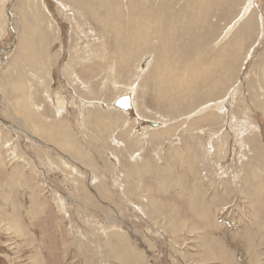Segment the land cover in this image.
Wrapping results in <instances>:
<instances>
[{
  "label": "rangeland",
  "instance_id": "obj_1",
  "mask_svg": "<svg viewBox=\"0 0 264 264\" xmlns=\"http://www.w3.org/2000/svg\"><path fill=\"white\" fill-rule=\"evenodd\" d=\"M104 1L0 0V264H264V0Z\"/></svg>",
  "mask_w": 264,
  "mask_h": 264
},
{
  "label": "bare ground",
  "instance_id": "obj_2",
  "mask_svg": "<svg viewBox=\"0 0 264 264\" xmlns=\"http://www.w3.org/2000/svg\"><path fill=\"white\" fill-rule=\"evenodd\" d=\"M48 1H49V0H47V2H48ZM55 1H56V0H55ZM103 1H104V0H103ZM107 1H108V0H107ZM111 1H112V0H111ZM117 1H119V0H117ZM162 1H163V0H162ZM165 1H167V0H165ZM174 1H175V0H174ZM177 1H179V0H177ZM249 1H250V0H249ZM81 2H82V1H81ZM81 2H80V3H81ZM104 2H105V1H104ZM104 2H103V3H104ZM137 2H138V1H137ZM149 2H150V1H149ZM153 2H154V1H153ZM233 2H234V1H233ZM49 3H50V2H49ZM49 3H47V4L49 5ZM57 3H58V2H57ZM90 3H92V2H90ZM103 3H102V4H103ZM106 3H107V2H106ZM156 3H157V2H156ZM163 3H164V2H163ZM184 3H185V2H184ZM211 3H212V2H211ZM228 3H229V2H228ZM234 3H236V2H234ZM55 4H56V3H55ZM55 4H54V5H55ZM81 4H82V3H81ZM102 4H101V5H102ZM139 4H140V3H139ZM151 4H153V3H151ZM165 4H166V3H165ZM168 4H169V3H168ZM192 4H193V3H192ZM216 4L219 6L218 3H212L211 6H212V5H216ZM220 4H221V3H220ZM247 4H249V3H247ZM51 5H52V4H50V7H52ZM62 5H63V4H62ZM83 5H84V4H83ZM106 5H107V4H106ZM116 5H117V4H116ZM147 5H148V4H147ZM155 5H156V4H155ZM157 5H158V4H157ZM161 5H162V3H161ZM190 5H191V4H190ZM217 5H216V6H217ZM224 5H225V4H224ZM102 6H104V5H102ZM151 6H152V5H151ZM228 6H229V5H228ZM250 6H251V4H250ZM42 7H43V6H42ZM50 7H47V8H50ZM64 7H65V6H64ZM81 7H82V5H81ZM105 7H106V6H105ZM108 7H109V6H108ZM155 7H156V6H155ZM158 7H160V6H158ZM165 7H166V6H165ZM168 7H169V6H168ZM170 7H172V4H171ZM79 8H80V7H79ZM79 8H78V9H79ZM83 8H85V6H84ZM87 8H88V6H87ZM91 8H92V5H91ZM96 8H97V7H96ZM138 8H139V7H138ZM173 8H174V6H173ZM182 8H184V6H183ZM189 8H190V7H189ZM194 8H195V7H194ZM227 8H229V7H227ZM247 8H248V7H247ZM50 9H51V8H50ZM52 9H53V8H52ZM97 9H98V8H97ZM97 9H96L95 11H97ZM99 9H100V8H99ZM105 9H106V8H105ZM151 9H152V8H151ZM156 9H157V8H156ZM160 9H161V7H160ZM170 9H172V8H170ZM170 9H169V10H170ZM210 9H211V8H210ZM219 9H220V8H219ZM225 9H226V7H225ZM241 9H243V8H241ZM74 10H75V9H74ZM79 10L81 11V9H79ZM107 10H108V9H107ZM164 10H165V9H164ZM247 10H248V9H246V11H247ZM50 11H52V10H50ZM64 11H65V10H64ZM75 11H76V10H75ZM89 11H90V9H89ZM93 11H94V10H93ZM143 11H144V10H143ZM184 11L187 12V9H185ZM246 11H245V12H246ZM253 11H254V10H253ZM76 12H78V11H76ZM84 12H86V9H85ZM120 12H121V10H120ZM156 12H157V10H156ZM175 12H176V11H175ZM175 12H173V13H171V14H174ZM178 12H179V11H178ZM182 12H183V10H182ZM211 12H212V10H211ZM222 12H223V11H222ZM245 12H244V13H245ZM247 12H248V11H247ZM254 12H255V11H254ZM43 13H44V12H43ZM87 13H88V12H87ZM105 13H106V11H105ZM149 13H150V12H149ZM153 13H154V12H153ZM241 13H242V12H241ZM39 14H40V13H39ZM93 14H94V13H93ZM97 14H98L97 17H98V19H99L100 14H99V13H97ZM110 14H111V13H110ZM120 14H121V13H120ZM141 14H142V13H141ZM157 14H158V12H157ZM187 14H188V13H187ZM246 14H247V13H246ZM249 14H250V13H249ZM14 15H15V14H14ZM43 15H44V14H43ZM73 15H74V14H73ZM102 15H103V14H102ZM117 15H118V14H117ZM137 15H138V14H137ZM180 15H182V14H180ZM188 15H191V14L189 13ZM206 15H207V14H206ZM206 15H205V16H206ZM240 15H241V14H240ZM242 15H243V14H242ZM251 15H252V14H251ZM75 16H76V14H75ZM87 16H88V15H87ZM103 16H106V14L103 15ZM119 16H120V15H119ZM126 16H127V15H126ZM173 16H174V15H173ZM43 17H44V16H43ZM45 17H46V16H45ZM80 17H82V13H81ZM123 17H124V16H123ZM152 17H154V16H152ZM167 17H168V16H167ZM177 17H178V16H177ZM186 17H187V16H186ZM207 17H208V16H207ZM254 17H255V16H254ZM254 17L252 16L251 18L247 19V21L244 23V27H245L244 30L249 31V29L254 28L253 26H254V24H255V19H256V18H254ZM69 18H72V17H69ZM78 18H79V17H78ZM85 18H86V17H85ZM85 18H84V19H85ZM92 18L94 19L95 17H92ZM169 18H170V17H169ZM208 18H209V17H208ZM235 18H236V17H235ZM235 18H234V20L236 21ZM246 18H247V17H246ZM41 19H42V17H41ZM74 19H75V17H74ZM103 19H105V18L103 17ZM116 19H117V18H116ZM129 19H130V18H129ZM163 19H164V18H163ZM173 19H174V18H173ZM209 19H210V18H209ZM209 19H207V20L209 21ZM217 19L219 20V18H217ZM217 19H216V20H217ZM259 19H260V18H259ZM261 19H262V18H261ZM71 20H72V19H71ZM75 20H76V19H75ZM178 20H180V19H178ZM191 20H192V19H191ZM199 20H200V19H199ZM199 20H198V21H199ZM234 20H233V22H234ZM238 20H239V19H238ZM238 20H237V21H238ZM245 20H246V19H245ZM262 20H263V19H262ZM46 21H48V20L46 19ZM67 21H69V20H67ZM73 21H74V20H73ZM73 21H72V24H71V25H74V24H73ZM77 21H78V20H76V22H77ZM94 21H95V20H94ZM110 21H111V19H110ZM124 21H125V20H124ZM170 21H171V20H170ZM70 22H71V21H70ZM76 22H75V23H76ZM79 22H80V21H79ZM105 22H106V21H105ZM119 22H120V21H119ZM121 22H122V21H121ZM130 22H132V21H130ZM172 22H173V21H172ZM181 22H182V21H181ZM183 22H185V20H184ZM58 23H59V22H58ZM97 23H98V22H97ZM99 23H100V22H99ZM141 23H142V22H141ZM169 23H170V22H169ZM205 23H206V21H205ZM260 23H261V22H260ZM61 24H62V23H61ZM83 24H85V23H83ZM100 24H101V23H100ZM100 24H99V25H100ZM104 24H105V23H104ZM164 24H165V23H164ZM164 24H163V25H164ZM185 24H186V23H185ZM187 24H188V23H187ZM239 24H240V23H239ZM262 24H263V23H262ZM49 25H50V24H49ZM69 25H70V24H69ZM71 25H70V26H71ZM77 25H78V24H76V26H77ZM79 25H81V22H80ZM79 25H78V26H79ZM105 25H106V24H105ZM130 25L132 26V24H130ZM130 25H129L128 27H131ZM133 25H134V24H133ZM152 25H153V24H152ZM163 25H162V26H163ZM197 25H198V24H197ZM201 25H202V24H201ZM236 25H237V24H236ZM41 26H42V25H41ZM70 26H69V27H70ZM82 26H83V25H82ZM85 26H86V25H85ZM116 26H117V25H116ZM126 26H127V23H126ZM165 26H166V25H165ZM175 26H176V25H175ZM212 26H213V25H212ZM72 27H73V26H72ZM83 27H84V26H83ZM123 27H125V26H123ZM133 27H134V26H133ZM150 27H151V26H149V29H150ZM156 27H158V26H156ZM196 27H197V26H196ZM242 27H243V26H242ZM171 28H172V27H171ZM194 28H195V27H194ZM194 28H192V30H193ZM200 28H201V27H200ZM204 28H205V26H204ZM240 28H241V27H240ZM49 29H50V28H49ZM72 29H73V28H72ZM90 29H92V27H91ZM112 29H113V28H112ZM112 29H111V30H112ZM131 29H132V27H131ZM133 29H134V28H133ZM186 29H187V27H186ZM197 29H198V28H197ZM73 30H74V29H73ZM76 30H78V29L75 28V31H76ZM85 30H86V29H85ZM111 30H110V31H111ZM127 30H128V29H127ZM183 30H184V28H183ZM242 30H243V29H242ZM242 30L240 31V40H243V38H242ZM252 30H253V29H252ZM51 31H54V32H55V30H53V29H51ZM58 31H59V28H58ZM83 31H84V30H83ZM132 31H133V30H132ZM159 31H160V30H159ZM189 31H190V30H189ZM198 31H199V29H198ZM236 31H237V30H236ZM60 32H61V31H60ZM76 32H78V31H76ZM84 32H85V31H84ZM87 32H88V31H87ZM92 32H94V30H93ZM125 32H126V31H125ZM151 32H152V31H151ZM157 32H158V31H157ZM161 32H162V31H161ZM163 32H165V31H163ZM193 32L195 33L196 31H193ZM229 32H230V31H229ZM56 33H58V32H56ZM63 33H64V31H63ZM63 33H61V34H63ZM79 33H81V32H79ZM85 33H86V32H85ZM88 33H89V32H88ZM95 33H98V31H95ZM137 33H138V32H137ZM67 34H68V33H67ZM89 34H90V33H89ZM133 34H134V33H133ZM162 34H163V33H162ZM188 34H189V33H188ZM192 34H193V33H192ZM85 35H86V34H85ZM95 35H97V34H95ZM99 35H100V34H99ZM131 35H132V33H131ZM183 35H184V34H183ZM196 35H197V34H196ZM196 35H195V36H196ZM42 36H43V35H42ZM88 36H89V35H87V39L89 38ZM126 36H127V34H126ZM128 36H129V35H128ZM128 36H127V37H128ZM157 36H158V35H157ZM197 36H198V35H197ZM84 37H85V36H84ZM93 37H94V36H93ZM95 37H96V36H95ZM104 37H105V35H104ZM154 37H155V36H154ZM161 37H162V36H161ZM182 37H183V36H182ZM191 37H193V36H191ZM91 38H92V37H91ZM106 38H107V37H106ZM135 38H136V36H135ZM135 38H134V39H135ZM162 38H163V37H162ZM177 38H178V36H177ZM197 38H198V37H197ZM245 38H246V36H245ZM99 39H100V38H99ZM130 39H131V37H130ZM130 39H129V40H130ZM138 39H139V37H138ZM172 39H175V38H172ZM185 39H186V38H185ZM194 39H195V38H193V41H194ZM56 40H57V39H56ZM58 40H59V39H58ZM93 40H94V39H93ZM131 40H132V39H131ZM162 40H163V39H162ZM168 40H169V39H168ZM186 40H187V39H186ZM189 40H190V39H189ZM196 40H197V39H196ZM225 40H226V39H225ZM49 41H50V40H49ZM132 41H133V40H132ZM132 41H130V42H132ZM139 41H140V40H139ZM160 41H161V40H160ZM51 42H52V41H51ZM57 42H58V41H57ZM101 42L103 43V41H101ZM110 42H111V41H110ZM157 42H158V41H156L155 43H157ZM188 42H189V41H188ZM188 42H187V43H188ZM206 42H207V41H206ZM115 43H116V42H115ZM127 43H129V42L127 41L126 44H127ZM139 43H140V42H139ZM159 43H160V42H159ZM180 43H181V42H180ZM183 43H184V42H183ZM183 43H182V44H183ZM119 44H121V42H120ZM126 44H125V45H126ZM140 44H141V43H140ZM151 44L153 45V42H152ZM225 44H226V43H225ZM94 45H95V44H94ZM121 45H122V44H121ZM125 45H124V46H125ZM170 45H171V44H170ZM231 45H232V44H231ZM243 45H244V43H243ZM89 46H91V45L89 44ZM95 46H96V45H95ZM103 46H104V45H103ZM116 46H117V45H116ZM124 46H122V47H124ZM86 47H87V46H86ZM104 47H105V46H104ZM108 47H109V46H108ZM125 47H126V46H125ZM136 47H137V46H136ZM155 47H156V45H155ZM155 47H154V48H155ZM179 47H180V45L178 46V48H179ZM194 47H195V46H194ZM84 48H85V47H84ZM90 48H91V47H90ZM178 48H177V49H178ZM85 49H86V48H85ZM87 49H88V48H87ZM91 49H92V48H91ZM123 49H124V48H123ZM165 49H166V48H165ZM185 49H187V48H185ZM211 49H212V48H211ZM30 50H31V49H30ZM52 50H53V49H52ZM106 50H107V49H106ZM142 50H143V49H142ZM172 50L174 51V49H172ZM175 50H176V49H175ZM26 51H27V54H25V55L27 56V59H28V60H32V59H34L33 53H29L28 49H27ZM88 51H89V50H88ZM88 51H87V53H88ZM90 51H91V50H90ZM93 51H94V50H93ZM99 51H101V49H100ZM111 51H112V50H111ZM183 51H184V49H183ZM187 51H188V50H187ZM83 52H84V51H83ZM85 52H86V50H85ZM114 52H115V51H114ZM114 52H112V53H114ZM174 52H175V51H174ZM174 52H171V54L174 53ZM218 52H219V51H218ZM100 53H102V52H100ZM106 53H108V52H106ZM124 53H125V51H124ZM165 53H166V51H165ZM182 53H183V52H182ZM186 53H187V52H186ZM210 53H211V51H210ZM213 53H214V52H213ZM213 53H212V54H213ZM241 53H242V52H241ZM31 54H32V55H31ZM92 54H94V52H92ZM92 54H91V55H92ZM84 55H85V54H84ZM88 55H89V54H88ZM103 55H104V54H103ZM173 55H174V54H173ZM184 55H185V54H184ZM187 55H188V53H187ZM231 55H232V54H231ZM62 56H63V55H62ZM92 56H93V55H92ZM95 56H96V55H95ZM104 56H105V55H104ZM111 56H112V55H111ZM149 56H150V55H149ZM204 56H205V55H204ZM236 56H237V55H236ZM63 57H64V56H63ZM71 57H72V56H71ZM81 57H84V58H83V60H84V59H86L85 57H87V56H83V54L81 53ZM113 57H114V55H113ZM135 57H136V56H135ZM147 57H148V56H146L145 59H143L144 64H145V65H144L145 67H146V64L148 63L146 60H148V59L150 60V59H151V56L148 57V58H147ZM152 57H153V56H152ZM178 57H179V56H178ZM178 57H177V58H178ZM217 57H218V56H217ZM239 57H240V56H239ZM65 58H66V56H65ZM146 58H147V59H146ZM202 58H203V57H202ZM87 59H89V58H87ZM92 59H93V58H92ZM152 59H153V58H152ZM193 59H194V58H193ZM204 59H205V58H204ZM233 59H234V58H233ZM98 60H99V59H98ZM114 60H115V59H114ZM114 60H113V61H114ZM149 60H148V61H149ZM79 61H80V60H79ZM84 61H85V60H84ZM87 61H88V60H87ZM95 61H97V60H95ZM143 61H142V63H143ZM219 61H220V60H219ZM227 61H228V58H227ZM115 62H116V61H115ZM146 62H147V63H146ZM223 62H224V61H223ZM101 63H102V62H101ZM142 63H141V64H142ZM228 63H229V61H228ZM63 64H64V61H63ZM115 64H116V63H115ZM115 64H114V65H115ZM33 65H34V64H33ZM60 65H61V64H60ZM66 65H67V64H66ZM78 65H79V64H78ZM147 65H149V64H147ZM227 65H228V64H227ZM230 65H231V64H230ZM79 66H80V65H79ZM108 66H109V65H108ZM144 66H142V67H144ZM199 66H200V65H199ZM223 66H224V65H223ZM223 66H222V67H223ZM231 66H232V65H231ZM65 67H66V66H65ZM100 67H102V66H100ZM116 67H117V66H116ZM204 67H205V66H204ZM219 67H220V66H219ZM227 67H228V66H227ZM227 67H226V68H227ZM68 68H69V66H68ZM146 68L148 69V67H146ZM146 68H145V69H146ZM177 68H179V67H177ZM229 68H230V67H229ZM65 69H66V68H65ZM111 69H112V68H111ZM111 69H110V70H111ZM140 69H141V68H140ZM230 69H231V68H230ZM42 70H43V69H41V72H42ZM58 70H59V69H58ZM116 70H117V69H116ZM143 70H144V69H143ZM143 70H142V71H143ZM213 70H214V69H213ZM45 71H46V70H45ZM45 71H44V72H45ZM60 71H61V70H60ZM60 71H59V72H60ZM76 71H77V70H76ZM79 71H80V70H79ZM144 71H146V70H144ZM178 71H179V70H178ZM223 71H224V70H223ZM227 72H228V71H227ZM57 73H58V72H57ZM61 73H62V72H61ZM201 73H202V72H201ZM63 74H64V73H63ZM66 74H67V73H66ZM68 74H69V73H68ZM73 74H74V73H73ZM113 74H116V73H113ZM47 75H48V74H47ZM64 75H65V74H64ZM69 75H70V74H69ZM80 75H81V74H80ZM107 75H108V74H107ZM73 76H74V75H73ZM73 76H72V77H73ZM117 76H118V75H117ZM229 77H230V76H229ZM242 77H243V76H242ZM75 78H76V75H75ZM77 78H78V77H77ZM79 78H80V77H79ZM117 78H118V77H117ZM103 79H104V78H103ZM7 80H8V79H7ZM17 80H18V79H17ZM59 80H60V79H59ZM18 81H19V80H18ZM20 81H21V80H20ZM27 81H28V80H27ZM60 81H62V80H60ZM81 81H82V80H81ZM116 81H118V79H117ZM116 81H115V82H116ZM21 82H22V81H21ZM24 82H25V81H24ZM68 82H69V81H68ZM86 82L89 83L90 81H86ZM118 82H121V81H118ZM18 83H19V82H18ZM18 83H17V84H18ZM77 83H78V81H77ZM83 83H85V81H84ZM108 83H109V82H108ZM67 84H69V83H67ZM70 84H71V82H70ZM70 84H69V85H70ZM89 84H90V83H89ZM91 84H92V82H91ZM104 84H106V83L104 82ZM104 84H103V85H104ZM131 84H132V83H131ZM225 84H226V82H223L222 80H218V81H216V82H213V83H211V85H209V88L205 89L206 91H208L207 93H206L205 91H204V92H201V93L199 92V94L194 93L193 96H192V98H190L189 101L192 102V103H193L194 101L196 102L197 100H199V98H201V96H203V95H205V94H209V96L212 95V96H214V97H215V96L217 97V94L221 91L220 89H222L221 87H223ZM56 85H57V84H56ZM69 85H68V86H69ZM75 85H76V84H75ZM79 85H80V84H79ZM108 85H109V84H108ZM108 85H107V86H108ZM126 85H127V84H126ZM135 85H136V84H135ZM17 86H18V85H17ZM66 86H67V85H66ZM76 86H78V85H76ZM80 86H81V85H80ZM111 86H112V84H111ZM116 86H117V85H116ZM12 87H13V86H12ZM50 87H51V86H50ZM55 87H56V86H55ZM61 87H63V85H62ZM61 87H58V88L61 89ZM71 87H72V85H71ZM99 87H100V86H99ZM112 87H113V86H112ZM241 87H242V86H241ZM67 88H68V87H67ZM101 88H102V86H101ZM117 88H118V87H117ZM56 89H57V88H56ZM56 89H55V90H56ZM73 89H74V88H73ZM75 89H76V88H75ZM78 89H80V88H78ZM89 89H91V88H89ZM111 89H112V88H111ZM115 89H116V88H114V90H115ZM120 89H121V88H120ZM129 89H130V88H129ZM129 89H128V90H129ZM57 90H58V89H57ZM57 90H56V91H57ZM61 90H62V91L65 90V91H66V89H61ZM91 90H92V89H91ZM116 90H118V89H116ZM218 90H219V92H218ZM62 91H61V92H62ZM65 91H64V93H65ZM71 91H72V90H71ZM80 91H81V90H80ZM136 91H137V88H136ZM12 93H13V92H12ZM57 93H59V92H57ZM67 93H68V92H67ZM81 93H82V92H81ZM52 94H53V93H52ZM68 94H69V93H68ZM75 94H76V93H75ZM75 94H74V95H75ZM126 94H129L131 97H134V96H133L134 92H133V94L126 92ZM135 94H136V93H135ZM135 94H134V95H135ZM13 95H14V94H13ZM62 95H63V94H62ZM67 96H68V95H67ZM218 96H219V95H218ZM231 96H232V95H231ZM65 97H66V96H65ZM65 97L63 96L64 99H65ZM73 97H74V96H73ZM75 97H76V96H75ZM77 97H80V96L77 95ZM31 98H32V97H31ZM80 98H81V97H80ZM72 99H73V98H72ZM75 99H76V98H75ZM83 99H84V97H83ZM131 99H132V98H131ZM209 99H210V98H209ZM212 99H213V98H212ZM214 99H215V98H214ZM47 100H48V99H47ZM49 100H50V99H49ZM53 100H54V99H53ZM56 100H57V98H56ZM59 100H60V99H59ZM81 100H82V99H81ZM133 100H134V98H133ZM136 100H137V99H136ZM183 100H184V98L181 97L180 100L176 101V103H177V102H180V101H183ZM229 100H230V99H229ZM258 100H259V99H258ZM65 101H66V100H65ZM86 101H87V100H86ZM230 101H231V100H230ZM19 102H20V100H19ZM22 102H24V100H23ZM28 102H30V101H28ZM51 102H52V101H51ZM77 102H78V101H77ZM131 102H132V101H131ZM197 102H198V101H197ZM197 102H196V103H197ZM71 103H72V102H71ZM74 103H75V102H74ZM135 103H136V102H135ZM75 104H76V103H75ZM75 104H74V105H75ZM84 104H85V103H84ZM132 104H133V103H132ZM189 104H191V103H189ZM21 105H22V103H21ZM64 105H65V104H64ZM135 105H136V104H135ZM62 106H63V105H62ZM165 106H166V105H165ZM228 106H230V105H228ZM21 107H22V106H21ZM115 107H116V106H115ZM135 107H136V106L132 105V107H131V108H132V111H133V110L135 111V109H134ZM196 107H197V106H196ZM198 107H199V106H198ZM33 109H34V107H33ZM33 109H32V110H33ZM59 109H61V108H59ZM62 109H63V107H62ZM79 109H80V106H79ZM117 109H118V108H117ZM201 110H202V108H201ZM45 111H46V110H45ZM56 111H59V110L57 109ZM64 111H65V108H64ZM123 111H124V110H123ZM199 111H200V110H199ZM222 111H223V110H222ZM222 111H219V112H222ZM35 112H36V111H35ZM38 112H39V111H38ZM59 112H60V111H59ZM81 112H82V111H81ZM83 112H84V111H83ZM126 112L128 113V111H126ZM226 112H227V111H226ZM226 112H225V113H226ZM42 113H43V112H42ZM42 113H41V114H42ZM44 113H45V112H44ZM57 113H58V112H57ZM229 113H230V112H229ZM229 113H228V114H229ZM232 113H233V112H232ZM232 113H231V114H232ZM128 114H130V113H128ZM223 114H224V113H223ZM226 114H227V113H226ZM42 115H43V114H42ZM83 115H85V114H83ZM221 115H222V114H221ZM223 116H224V115H223ZM43 117H44V116H43ZM131 117H132V116H131ZM133 117H134V116H133ZM228 117H229V115H228ZM34 118H35V117H34ZM40 118H41V117H40ZM40 118H39V119H40ZM44 118H46V116H45ZM231 118H232V117H231ZM234 118H235V117H234ZM31 119H32V118H31ZM131 119H132V118H131ZM139 119H140V118H139ZM223 119H224V118H223ZM22 120L24 121L25 119H22ZM37 120H38V119H37ZM37 120H36L37 124H35V125H31V126H28V124H26V123H22V124H23V127H22L21 130H22L23 132H26V133L28 132L29 134L35 133L36 129H38V124H41V123H40L41 121L39 122V121H37ZM42 120H43V119H42ZM2 121H3V120H2ZM23 121H22V122H23ZM32 121L34 122L35 120H32ZM32 121H31V122H32ZM45 121H46V120H45ZM141 121H142V120H141ZM227 121H228V120H226L225 122H227ZM230 121H232V120H230ZM247 121H248V120H247ZM143 122H144V121H143ZM145 122H146V123L148 122V124L151 125V126H157L156 130H158V126H159L160 123H161V122L159 123V122H156V121H152V120H150V119H149V120H145ZM34 123H35V122H34ZM227 123H228V122H227ZM42 124H43V123H42ZM42 124H41V125H42ZM53 124H54V126L56 125L55 123H53ZM53 124H52V123L49 124V123L45 122L43 125H45L46 127H49V128L51 129V126H52ZM231 124H232V123H231ZM236 124H237V123H236ZM238 124H239V123H238ZM50 125H51V126H50ZM57 125H58V124H57ZM6 126H8V125H6ZM32 126H33V128H32ZM61 126H62V125H61ZM143 126H145V125H143ZM228 126H230V125H228ZM234 126H235V124H234ZM239 126H240V125H239ZM52 127H53V126H52ZM55 127H56V126H55ZM147 127H148V126H147ZM231 127H232V126H231ZM30 128H31V129H30ZM34 128H35V129H34ZM59 128H60V126H59ZM140 128H141V126H140ZM142 128H144V127H142ZM229 128H230V127H229ZM232 128H233V127H232ZM33 129H34V130H33ZM44 129H45V128H44ZM56 129H57V128L51 130L50 132H52V131H53V132H57ZM147 129H148V128H147ZM150 129H151V128H150ZM150 129H149V130H150ZM16 130H17V129H16ZM16 130H15V131H16ZM39 130L44 131V130L42 129V126H39ZM145 130H146V129H145ZM227 130H228V129H227ZM227 130H226V131H227ZM230 130H231V128H230ZM45 131H46V130H45ZM165 131L168 132L167 130H165ZM232 131H233V130H231V133H232ZM40 132H41V131H40ZM46 132H47V131H46ZM141 132H142V131H141ZM147 132H148V131H147ZM216 132H217V131H216ZM246 132H247V131H246ZM229 133H230V131H229ZM251 133H252V132H251ZM143 134H145V133H143ZM197 134H198V133H197ZM222 134H223V132H222ZM246 134L248 135V132H247ZM45 135H46V134H45ZM146 135H147V134H146ZM170 135H172V134H170ZM217 135H218V134H217ZM143 136H144V135H143ZM215 136H216V135H215ZM41 137H42V136H41ZM198 137H199V136H198ZM125 138H126V137H125ZM237 138H238V137H237ZM239 138H241V137H239ZM239 138H238V139H239ZM254 138H255V137H254ZM106 139H107V138H106ZM140 139L142 140V138H140ZM144 139H145V138H144ZM146 139H147V136H146ZM158 139H159V138H158ZM126 140H127V139H126ZM213 140H214V139H213ZM241 140H242V139H241ZM243 140H244V139H243ZM252 140H253V139H252ZM63 142H64V141H63ZM116 142H117V141H116ZM141 142H142V141H141ZM237 142H238V141H237ZM242 142H244V141H242ZM211 143H212V142H211ZM118 144H119V141H118ZM126 144H127V143H126ZM241 144H242V143H241ZM246 144H248V143L246 142ZM242 145H243V144H242ZM248 146H249V145H248ZM76 147H77V145H76ZM250 147H251V146H250ZM259 148H260V147H259ZM77 149H78V148H77ZM250 149H251V148H250ZM122 150H123V149H122ZM72 151H73V149H72ZM115 151H116V150H115ZM260 151H262V149H260ZM73 152H74V151H73ZM80 152H82V151L80 150ZM258 153H260V152H258ZM79 154H80V153H79ZM252 154H253V152H252ZM261 154H262V152H261ZM258 155H259V154H258ZM262 155H263V154H262ZM113 158H114V157H113ZM253 158H254V157H253ZM255 160H257V158H255ZM113 161H114V160H113ZM115 161H116V160H115ZM75 162H76V161H75ZM253 163H254V162H253ZM259 163H260V162H259ZM41 164H42V163H41ZM138 164H140V162H139ZM260 164H261V163H260ZM263 164H264V163H263ZM140 165H141V164H140ZM21 166H22V165H21ZM116 173H117V172H116ZM234 174H235V173H234ZM112 175H113V174H112ZM114 175H115V174H114ZM141 175H142V174H141ZM70 176H71V175H70ZM93 176H94V175H93ZM116 176L118 177L119 175H116ZM119 179H120V178H119ZM101 180H102V179H101ZM112 180H113V179H112ZM70 181H71V180H70ZM98 182H99V181H98ZM116 183H117V182H116ZM119 183H120V182H119ZM245 183H246V182H245ZM120 185H121V184H120ZM262 186H263V185H262ZM88 193H89V192H88ZM259 193H262V192H259ZM60 197H61V196H60ZM91 199H92V198H91ZM92 200H93V199H92ZM140 209H141V208H140ZM140 209H139V210H140ZM141 212H143V211H141ZM117 251H118V252H117ZM119 252H120L119 250H116L115 254L118 256V254H120Z\"/></svg>",
  "mask_w": 264,
  "mask_h": 264
},
{
  "label": "water",
  "instance_id": "obj_3",
  "mask_svg": "<svg viewBox=\"0 0 264 264\" xmlns=\"http://www.w3.org/2000/svg\"><path fill=\"white\" fill-rule=\"evenodd\" d=\"M131 101H132L131 96L129 94H124L116 99L114 105L122 109H130L132 107Z\"/></svg>",
  "mask_w": 264,
  "mask_h": 264
}]
</instances>
